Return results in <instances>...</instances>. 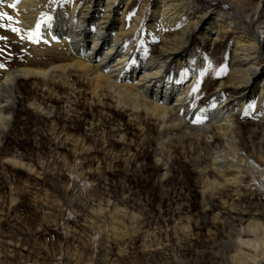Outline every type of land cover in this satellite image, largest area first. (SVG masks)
Here are the masks:
<instances>
[{"label": "rangeland", "instance_id": "1", "mask_svg": "<svg viewBox=\"0 0 264 264\" xmlns=\"http://www.w3.org/2000/svg\"><path fill=\"white\" fill-rule=\"evenodd\" d=\"M196 1L212 18L226 11L222 2ZM227 1L247 18L262 0ZM234 35L221 32L212 47L195 36L185 46L210 55L204 78L212 91L232 82ZM164 36L176 45L181 33ZM151 46L158 54L161 45ZM25 53L0 32V83L6 72L48 62ZM13 92L0 110V264H233L232 229L246 227L247 212L261 213L264 198L244 189L233 204V193L222 200L206 187L202 167L223 151L221 142L163 128L107 91L94 97L73 73L21 79ZM258 97L259 89L255 106ZM233 111L244 133L241 151L256 158L264 149L260 110Z\"/></svg>", "mask_w": 264, "mask_h": 264}, {"label": "bare ground", "instance_id": "2", "mask_svg": "<svg viewBox=\"0 0 264 264\" xmlns=\"http://www.w3.org/2000/svg\"><path fill=\"white\" fill-rule=\"evenodd\" d=\"M136 1L0 0V12L12 17L0 19L3 39L28 54L48 59L42 68L6 72L0 83V110L12 104L17 81L62 79L73 73L77 81L87 83L94 97L107 91L118 105L143 110L163 128L195 132L199 140L203 136L221 142L223 151L215 152L212 162L202 167L204 184L221 195L220 199L233 193L232 203H238L244 189L264 198V149L257 151L256 158L254 153L241 151L244 133L233 111L236 105L249 112L260 110L264 121V0L254 17L247 18L227 0H209L222 2L226 8L215 18L198 7L196 0H144L139 5ZM131 9L134 13L129 16ZM158 26L167 34L181 33L176 45L166 33L158 32ZM235 26L243 33L235 36L231 32ZM221 32L236 37L231 52L232 82L222 81L212 91V79L204 78L210 55L196 54L185 46L198 36L212 47ZM156 43L161 45L158 54L152 52L151 45ZM258 89L255 106L252 101ZM210 90L211 96L203 104ZM261 205V213L241 216L248 222L244 229H232L236 239L230 242L234 255L228 261L233 264H264V203Z\"/></svg>", "mask_w": 264, "mask_h": 264}, {"label": "snow or ice", "instance_id": "3", "mask_svg": "<svg viewBox=\"0 0 264 264\" xmlns=\"http://www.w3.org/2000/svg\"><path fill=\"white\" fill-rule=\"evenodd\" d=\"M9 6H10V7H15V5H9ZM2 18H7V19H9V20L12 19V17L9 16V15H7L6 13H2V12H0V19H2ZM37 27H39V25H37ZM12 30H13V31H18V30L15 29V28H13Z\"/></svg>", "mask_w": 264, "mask_h": 264}]
</instances>
